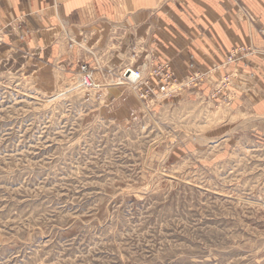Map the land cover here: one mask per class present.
Segmentation results:
<instances>
[{
  "label": "rangeland",
  "instance_id": "rangeland-1",
  "mask_svg": "<svg viewBox=\"0 0 264 264\" xmlns=\"http://www.w3.org/2000/svg\"><path fill=\"white\" fill-rule=\"evenodd\" d=\"M69 46L82 54L73 70L0 50V264H264L255 119L183 103L199 72L167 98L119 86L124 67L146 78L166 62L130 58L114 71ZM82 64L91 87L78 81Z\"/></svg>",
  "mask_w": 264,
  "mask_h": 264
},
{
  "label": "crops",
  "instance_id": "crops-1",
  "mask_svg": "<svg viewBox=\"0 0 264 264\" xmlns=\"http://www.w3.org/2000/svg\"><path fill=\"white\" fill-rule=\"evenodd\" d=\"M263 35L264 0H0V50L73 70L81 52L69 42H81L114 71L130 58L136 64L148 58L150 63H169L182 79L199 72L204 82L183 94V103L192 95L198 107L207 101L230 104L233 116L242 113L255 119L260 138ZM243 44L253 48L222 64ZM225 75L228 86L211 99Z\"/></svg>",
  "mask_w": 264,
  "mask_h": 264
},
{
  "label": "built area",
  "instance_id": "built-area-1",
  "mask_svg": "<svg viewBox=\"0 0 264 264\" xmlns=\"http://www.w3.org/2000/svg\"><path fill=\"white\" fill-rule=\"evenodd\" d=\"M226 59L229 63L233 62V54H230L228 57H226ZM150 70L151 71L148 76H146V78H143L142 73L139 69H133L135 83H138L139 86L146 85V93L156 91V93H160L162 96L167 98L173 97L179 91L184 90L186 86L190 85L191 82L198 77L197 75H201L196 72L195 74H191L186 79H184L185 81H183V83H180L173 76L174 72L169 63H164L158 66L151 65ZM77 75L81 86H92L94 82L92 72L88 69L86 64H82L79 67ZM224 80L226 82L227 78H225ZM146 93L144 95L140 94V96L145 97V95H147Z\"/></svg>",
  "mask_w": 264,
  "mask_h": 264
},
{
  "label": "bare ground",
  "instance_id": "bare-ground-1",
  "mask_svg": "<svg viewBox=\"0 0 264 264\" xmlns=\"http://www.w3.org/2000/svg\"><path fill=\"white\" fill-rule=\"evenodd\" d=\"M72 41V40H71ZM227 62V61H226ZM227 63H229V62H227ZM231 63V62H230ZM126 68L124 67V70H123V72H122V76H123V78H124V82L122 83H120V81H119V86L120 85H124L125 86V84H126V86H128L129 84H135V80H134V72H133V68L132 69H127V70H125ZM143 69V68H142ZM120 73V72H119ZM79 81V80H78ZM107 83V82H106ZM78 85V84H77ZM108 85V84H107ZM94 86V85H93ZM13 89V88H12ZM18 92V91H17ZM25 95V94H24ZM250 201V200H249Z\"/></svg>",
  "mask_w": 264,
  "mask_h": 264
}]
</instances>
